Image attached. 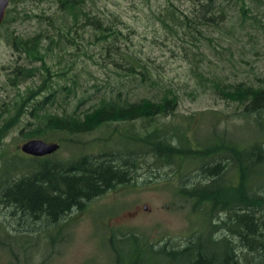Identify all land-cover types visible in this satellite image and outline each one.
<instances>
[{
    "label": "trees",
    "instance_id": "trees-1",
    "mask_svg": "<svg viewBox=\"0 0 264 264\" xmlns=\"http://www.w3.org/2000/svg\"><path fill=\"white\" fill-rule=\"evenodd\" d=\"M106 1L11 0L0 29L13 57L5 68L6 83L19 91L0 110V204L16 210L26 226L47 219L50 229L60 228L70 212L131 183L143 159L168 166L189 161L197 167L181 180L178 195L201 213V226L184 243L113 233L108 241L113 263L264 264V85H225L198 64L209 45L231 32L226 24L233 5L247 15L245 0H161L151 19L157 26L153 41L162 49L170 46L174 58L196 62L199 87L232 101L247 125L256 123L251 144L230 143L219 134V139L192 142L191 126H162L160 120L176 115L182 96L166 83L161 66L143 56L133 40L135 31ZM33 4L37 13L30 9ZM23 20H36L37 30L23 35L11 28ZM88 64L98 71H89ZM27 83L31 86L20 91ZM135 88L155 93L133 101ZM136 121L141 122L137 131H118L104 140L112 144L122 133L124 147H135L132 152L91 153L92 146L81 139ZM16 126L24 141L59 139L88 151L70 160L48 157L46 163L7 156L1 149Z\"/></svg>",
    "mask_w": 264,
    "mask_h": 264
},
{
    "label": "rangeland",
    "instance_id": "rangeland-1",
    "mask_svg": "<svg viewBox=\"0 0 264 264\" xmlns=\"http://www.w3.org/2000/svg\"><path fill=\"white\" fill-rule=\"evenodd\" d=\"M161 2L152 0L151 6L147 5L146 0L105 2L112 11L122 15V20L130 30L135 31L133 40L140 47L143 56H149L156 62V66H161L162 69L159 70L166 83L179 90L182 96L176 115L160 120V124L181 128L191 126L188 135L192 142H195V139L198 142L210 140L219 134L222 138L226 137L224 139L230 143L251 144L250 140L254 138V131L257 129L256 123L247 125L237 116V106L232 101L222 99L213 89H204L197 85L193 73L196 62L174 58L168 52L171 50L170 46L162 49L156 40L153 41L157 26L153 23L151 14ZM245 2L247 15L241 16L238 6L233 5L230 21L226 24V29L231 32L222 35L223 40L215 41L214 47L209 45L207 57L198 64L204 74L219 75L225 85L247 83L262 86L264 0ZM30 9L38 12L34 4L30 5ZM11 28L23 35H31L38 26L36 20H23ZM158 40L161 41L160 37ZM12 59L11 50L4 41V32L0 29V110L3 103L8 102L19 91L6 83L8 70L5 68L10 67ZM97 68L88 64L87 69L97 72ZM30 86L31 83L22 85L20 91ZM154 93L153 89L147 92L143 88L139 90L135 88L130 92V98L135 101L144 95ZM140 127V121L129 125L113 124L85 135L81 139L92 146L90 151L63 144L57 139V142L62 144L54 158L70 160L85 151L100 153L104 149L132 152L135 147L132 145L124 147L127 143L122 141L124 139L122 133L116 136L112 144L110 142L104 144V140H109L110 136L118 134V131L125 134L137 131ZM19 129L20 127L16 126L10 130L4 140L5 146L1 152L7 156L18 155L23 158L27 155L21 149L26 141ZM16 165L17 162L14 161V166ZM170 165L153 158L146 162L143 159L131 183L118 186L95 198L83 210L70 212L60 221V228L50 229L49 226H42V223L34 227L26 226L17 212L12 221L11 212H6L4 216V205L0 204V264H114L113 253L108 244L113 233L137 234L147 241L158 244H163L169 239L184 243L188 236L201 226V213L193 212L189 203L181 201L178 192L181 180L186 181L188 179L186 176L197 167V164L181 161L172 162ZM180 172L184 175L183 178L179 177ZM4 218L8 219V223H2ZM14 231L17 232L16 235Z\"/></svg>",
    "mask_w": 264,
    "mask_h": 264
},
{
    "label": "water",
    "instance_id": "water-1",
    "mask_svg": "<svg viewBox=\"0 0 264 264\" xmlns=\"http://www.w3.org/2000/svg\"><path fill=\"white\" fill-rule=\"evenodd\" d=\"M11 0H0V26L3 24ZM60 146L57 143H47L42 139H33L26 141L21 147L22 151L34 157H45L56 153Z\"/></svg>",
    "mask_w": 264,
    "mask_h": 264
},
{
    "label": "flooded vegetation",
    "instance_id": "flooded-vegetation-1",
    "mask_svg": "<svg viewBox=\"0 0 264 264\" xmlns=\"http://www.w3.org/2000/svg\"><path fill=\"white\" fill-rule=\"evenodd\" d=\"M48 143V142H47ZM57 144H59V146L61 147V145H60V143H58V142H56ZM51 144V143H50ZM60 149V148H59ZM59 151V150H58ZM57 151V152H58ZM56 152V153H57ZM56 153H54V154H52V155H49V156H45V157H34V156H31V155H26V157L27 158H29V159H41V160H44V163H46V158H48V157H52V156H55V154ZM4 208V216H6V212H8V211H10L9 213L12 215V221H13V219L15 218V216H16V210H14V209H11V208H9V207H6V206H4L3 207ZM1 218V217H0ZM2 223L3 224H5V223H8V219L6 218H4V220H2ZM42 223V226H44V225H46L47 227H48V222H47V219H46V221H42L41 222ZM57 227H59V225L57 226ZM16 231H14V235H16ZM19 234V233H18ZM10 236V235H9ZM46 237H48V236H46Z\"/></svg>",
    "mask_w": 264,
    "mask_h": 264
}]
</instances>
